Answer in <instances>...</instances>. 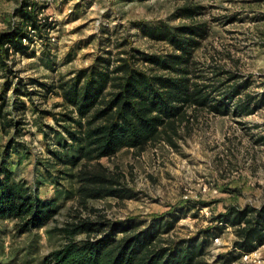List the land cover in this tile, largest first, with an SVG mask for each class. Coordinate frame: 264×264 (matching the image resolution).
Here are the masks:
<instances>
[{
  "label": "rangeland",
  "instance_id": "374dc122",
  "mask_svg": "<svg viewBox=\"0 0 264 264\" xmlns=\"http://www.w3.org/2000/svg\"><path fill=\"white\" fill-rule=\"evenodd\" d=\"M20 1L0 0V32L25 21L16 12ZM33 2L35 11L27 12L37 29L27 25L28 32V27L35 31L22 40L26 48L0 49V181L6 173L12 181H23L36 198L51 203L55 214L28 230L18 220L0 219V264H54L50 254L69 240L60 228L83 219L136 229L172 222L161 235L166 242L198 238L218 226L204 264H264V244L237 255L233 227L214 223L231 207H264V0ZM185 8L193 10V17H178ZM182 24L205 29L192 52L195 74L210 84L221 82L216 98L236 85L241 93L231 104H247L254 111L216 115L200 108L180 127L175 145L161 141L143 151L121 148L98 161H74L80 147L70 136L78 131L71 119L76 112L64 103L58 86L99 55L114 64L133 52L161 57L172 48L158 34ZM96 162L134 197L78 202V171Z\"/></svg>",
  "mask_w": 264,
  "mask_h": 264
},
{
  "label": "trees",
  "instance_id": "16d2710c",
  "mask_svg": "<svg viewBox=\"0 0 264 264\" xmlns=\"http://www.w3.org/2000/svg\"><path fill=\"white\" fill-rule=\"evenodd\" d=\"M16 12H21L25 21L11 31L0 32L3 52L23 51L26 45L22 39H29L27 25L37 29L24 2ZM193 13L185 8L178 17L191 18ZM158 35V40L167 41L172 48L165 55L136 57L133 52L128 58H116V64L99 55L93 64L78 70L71 81L58 86L64 103L76 112V118L71 119L78 131L70 136L80 147L74 161H98L121 148L143 151L148 144L161 141L175 145L180 127L200 108L216 115H249L254 111L247 104H231L241 93L236 85L216 98L214 93L221 82L210 84L203 74H195L192 52L205 35L202 25L182 24ZM136 58L144 59L146 66L136 65ZM0 63L3 64L1 57ZM77 178L81 204L89 199L134 197L122 180L110 175L99 162L88 169L80 168ZM54 214L51 203L36 198L23 181H12L9 173L0 181V219L18 220L20 228L28 230L37 229ZM221 222L233 227L237 255L264 244V207H231L214 218V223ZM173 225L160 220L136 229L113 222L103 225L91 219L71 222L60 228L69 240L50 257L54 264H204L209 240L222 227L204 229L198 238L166 242L161 235ZM79 234L84 239L75 241L73 237Z\"/></svg>",
  "mask_w": 264,
  "mask_h": 264
},
{
  "label": "built area",
  "instance_id": "2783aa9c",
  "mask_svg": "<svg viewBox=\"0 0 264 264\" xmlns=\"http://www.w3.org/2000/svg\"><path fill=\"white\" fill-rule=\"evenodd\" d=\"M20 3L22 4V0L20 1ZM20 4V5H21ZM25 5H26V10L28 11H35V8L37 7V3H34L33 0L29 1V2H25ZM29 29V36L35 31V29H30V27H28ZM24 42L26 41V38H23L22 39Z\"/></svg>",
  "mask_w": 264,
  "mask_h": 264
}]
</instances>
